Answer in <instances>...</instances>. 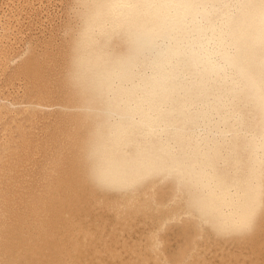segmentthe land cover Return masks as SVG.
I'll use <instances>...</instances> for the list:
<instances>
[{
    "label": "bare ground",
    "instance_id": "obj_1",
    "mask_svg": "<svg viewBox=\"0 0 264 264\" xmlns=\"http://www.w3.org/2000/svg\"><path fill=\"white\" fill-rule=\"evenodd\" d=\"M0 264H264V0H0Z\"/></svg>",
    "mask_w": 264,
    "mask_h": 264
}]
</instances>
